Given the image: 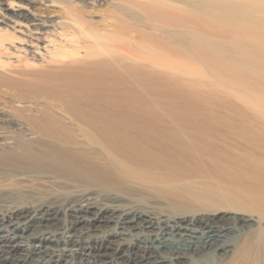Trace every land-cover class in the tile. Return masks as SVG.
<instances>
[{
    "label": "bare ground",
    "instance_id": "1",
    "mask_svg": "<svg viewBox=\"0 0 264 264\" xmlns=\"http://www.w3.org/2000/svg\"><path fill=\"white\" fill-rule=\"evenodd\" d=\"M6 51L0 264H264V0H0Z\"/></svg>",
    "mask_w": 264,
    "mask_h": 264
},
{
    "label": "rangeland",
    "instance_id": "2",
    "mask_svg": "<svg viewBox=\"0 0 264 264\" xmlns=\"http://www.w3.org/2000/svg\"><path fill=\"white\" fill-rule=\"evenodd\" d=\"M13 56L14 55L11 51H6V54H0V70L4 69L3 71H6V69L10 68V66L16 64V62L14 60L15 57L13 58ZM19 60L21 61V64H28V65L37 64L36 61L28 60L27 58H25V56H21V58H19ZM1 87L2 86H0V105H3L5 107L7 106V108L10 107L13 112H14V110L18 111L19 106L17 105L16 102H14L15 101L14 97L10 96L11 91L7 87H6L7 89L4 86L2 87L3 89Z\"/></svg>",
    "mask_w": 264,
    "mask_h": 264
}]
</instances>
